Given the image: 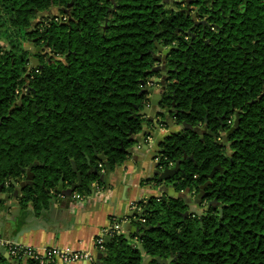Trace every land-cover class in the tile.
Returning <instances> with one entry per match:
<instances>
[{
  "label": "trees",
  "instance_id": "16d2710c",
  "mask_svg": "<svg viewBox=\"0 0 264 264\" xmlns=\"http://www.w3.org/2000/svg\"><path fill=\"white\" fill-rule=\"evenodd\" d=\"M162 1L0 0L2 192L10 196V180L23 179L22 169L33 165V186L20 192L18 203L44 212L60 177L75 180L71 162L83 180L79 192H87L92 180L86 157L104 166L94 150L111 170L121 166L133 145L130 136L146 121L137 115L148 100L143 88L160 76L152 71L157 44L169 49L162 104L173 103L176 124L205 123L218 135L237 115L228 156L210 138L201 141L184 129L158 144L166 163L191 155L196 164L181 161L186 173L199 177L184 180L177 191L186 185L197 190L201 173L220 162L223 172L207 195L222 205L221 223L216 214L184 219L181 201L152 196L138 203L151 228L104 240L93 264H159L156 257L171 253V264H264V0ZM54 8L61 17L48 16ZM24 38L50 55L39 51V64L32 65ZM25 83L29 93L17 103L15 91ZM0 264L38 262L0 256Z\"/></svg>",
  "mask_w": 264,
  "mask_h": 264
},
{
  "label": "crops",
  "instance_id": "0c3cea01",
  "mask_svg": "<svg viewBox=\"0 0 264 264\" xmlns=\"http://www.w3.org/2000/svg\"><path fill=\"white\" fill-rule=\"evenodd\" d=\"M147 128L143 134L135 136L127 160L112 170L100 184H92L95 194L88 189L81 195L82 200L67 208L65 201L57 195L51 200L48 210L39 213L33 212L30 205L22 208L14 198L7 202L2 199L0 237L33 249L59 247L96 254L94 240L105 237L104 232L111 224V219L133 225L134 215L138 214L135 208L140 207L138 203L146 202L147 197L155 194L156 189L147 182L154 161L147 165L145 160L151 155L150 151H157L159 142L169 135L168 131L176 127H160L153 130L152 134ZM0 256L8 259L7 252L1 247Z\"/></svg>",
  "mask_w": 264,
  "mask_h": 264
},
{
  "label": "flooded vegetation",
  "instance_id": "af4514ba",
  "mask_svg": "<svg viewBox=\"0 0 264 264\" xmlns=\"http://www.w3.org/2000/svg\"><path fill=\"white\" fill-rule=\"evenodd\" d=\"M28 40H29V38H28ZM38 49L40 50L39 47H38ZM42 54L45 55L44 52H42ZM36 56L33 55V56L29 57V60L32 62V57L36 58ZM36 59L37 60H34V62L36 63L35 65H38L39 64L38 58H36ZM47 60H49L48 57H47ZM165 64H166V62H165ZM165 64H164V66H165ZM32 65H33V63H32ZM157 65H161V62H157ZM168 70L169 69H167L166 67H165V69H159L158 71H160L159 72L160 76L152 78L151 81L148 84H146L145 87L143 88V90L148 93L147 104H145L144 107H150L151 102H153L152 105H154L155 109L152 111V105H151V107H150L151 110L145 116L139 115V113L143 110L144 107L140 111L137 112L138 116L144 117V119L146 120L145 122H143L142 129L138 134H141L143 132V130L147 127H148L147 129H149V130H156L160 127H165L166 129L171 127V126H174L176 128L180 127V130L184 129L185 131L195 133L196 135L199 136V139L201 141H204L206 139V137L210 138V140L217 146V150L219 152L221 151L222 155L228 156L230 154L229 151H230L231 144H233V141H231L229 138H230V135L233 133L235 127L237 126V124L234 126L235 120H237V115L236 114L234 115V119L232 121V126H231V128H233V126H234V129L230 134H227V132L230 131L231 128H229L228 130H224V126L222 127L223 124L221 125V130L218 132V135H216V133L211 132L206 127L205 123L202 125H196V126H189L185 123L176 124L172 118H170V117L168 118L167 116L163 115L162 110L167 108L165 106V104H162V96H163L164 91H165V85L163 83V86H162L161 83L158 84L155 82L156 80H160L161 82H164V78H165ZM30 71H31V69L28 66L27 71L24 73L25 77L27 75H29ZM27 85L28 84L25 83L24 87H21L20 90L15 91V93L18 95L17 101H16L17 103H20L23 96L28 95L29 88H27L28 87ZM154 85H157L159 87L157 92L153 88ZM162 87H164V89H162ZM150 90H152L151 94L149 93ZM151 95H153V96H151ZM150 97H152L151 101H149ZM14 105H15V103H13V106ZM166 110H167L168 114L171 115V113L173 111L172 102H171V107L166 109ZM184 125L188 126V129H185ZM193 130H195V131L200 130V133L198 134V133L194 132ZM173 133H176V131L174 130ZM136 135L130 136V140L133 142V145L135 143V136ZM203 146L205 147V144H203ZM160 151H161V149L158 147L157 151H156L157 153L155 152V156L152 157V160L154 161L153 166L155 165V163H159L158 167L162 171L165 167L172 169L178 164V167H177L178 173L175 174L174 176L170 177L169 179L162 181V182L158 181L157 175H155V176L152 175L153 171L155 169L152 166V172L150 174V175H152V177L147 182H150L157 191H159L158 189L160 188V191L162 192V195L160 196V198L162 200H166V201H168L169 199H178L179 201H181L182 205L185 206L184 207L185 211L183 212V218L184 219L188 218L189 216H194V217H197L199 220H201L202 218H207L209 215H215L216 214V215H219V223H221L222 205H220L215 199H211L207 195V188L212 184V181L214 180L215 175L217 173L223 172L222 168L220 167V162L214 164L209 172L201 173L200 178H202V182L197 185V188H198L197 190H195V189L191 190L188 187L189 185H186L187 187H185L184 189H182L180 191H177L176 188L181 186L183 184L184 180H186V179L190 180L188 183L191 184V183H195L196 182L195 180L199 177L197 174L190 176L191 172L186 173L181 168V161H183V160L192 161L193 166H196V164H195L193 157L191 155H189V156L184 155L182 160L176 161L175 163H172V162L166 163L164 160L161 159ZM101 162H103V161H101ZM103 164H104V162H103ZM98 165H95V164L91 165V163H90L89 169L87 170L86 175L88 176V178L89 177L92 178V180L90 179V182H89V183H91V185L92 184L96 185V184L101 183L100 177H101L102 173L104 172L105 166H102L101 164H98ZM212 171H214L213 176L210 178L209 175L211 174ZM88 178H86L87 181H89ZM203 185H207V186L203 187ZM17 187L18 186H15V187L13 186V191L10 194L11 198H13V193ZM186 188L189 189L188 193H185ZM168 189H171L170 192ZM78 192L79 191H76V194H78L80 196V198H83L81 195L83 194L84 191L79 192V193ZM173 193H178L179 197H173ZM199 193H200L201 197L197 198ZM47 195L49 197L51 196L52 198H54V196L56 197V194L54 193L53 188L50 189V191L48 192ZM139 208H140V210L136 211V213L138 212V214H141V216L136 217L134 219V221H133L134 226H138L139 223H144V222H141L139 220V219H144L141 206ZM195 209L201 211V213H198L197 211H195ZM216 211H217V213H216ZM123 223L124 222L122 221L121 224L123 225ZM200 225H201V223H200ZM122 232L128 233V232H125L123 230V228H122ZM169 258L171 259V262H170V264H171L172 261L175 260V257L171 253Z\"/></svg>",
  "mask_w": 264,
  "mask_h": 264
},
{
  "label": "water",
  "instance_id": "95a60500",
  "mask_svg": "<svg viewBox=\"0 0 264 264\" xmlns=\"http://www.w3.org/2000/svg\"><path fill=\"white\" fill-rule=\"evenodd\" d=\"M173 1L175 0H163L162 3H168V4H171ZM186 5H188L189 3V0H185L184 1ZM187 13H188V9H186ZM190 32V30L188 31ZM156 48H157V52L160 53V56L157 54V55H154L155 56V59L157 60V62H161V65H156L152 71H158L159 69H165V58H166V55L167 53L169 52V49H164L162 47H160L159 45H155ZM38 49V48H37ZM37 49L36 51L34 52V55L37 54ZM34 60H37L35 57H32V63L33 65H35L36 63L34 62ZM156 83L158 84H162L163 86V83L164 82H161V81H155ZM162 89H164V87H162ZM150 94L152 93V90H150L149 92ZM153 96V95H151ZM152 97L149 98V101H151ZM153 104V102H151V105ZM173 105V103H172ZM151 110L150 107H144L143 110L139 113V115H147L148 112ZM237 124V120H235V123H234V126ZM234 126L233 128L230 129V131L227 132V134H230L233 129H234ZM184 128L185 129H188V126L184 125ZM194 132L196 133H200V130H193ZM94 156L100 160V161H103L104 162V166H105V169H104V172L102 173L101 175V181H103L104 179H106L108 177V175L110 174V172L112 171L111 170V167L109 166L108 162H107V159L104 155H102L101 153H97L95 150H94ZM87 161V165H90V160L88 157H86ZM159 163H155V165L153 166L155 169L153 171V176L157 175L158 176V181L159 182H162V181H165L167 179H169L170 177L174 176L175 174L178 173V170H177V167H178V164L174 167V168H167L165 167L162 171L159 169L158 167ZM33 167V165H30L28 167V169H22V172L25 173V177L23 179L21 178H18L16 180H13L11 179L10 180V184L12 186H18L14 193H13V198L15 201H18V199H20L22 197L21 195V191L24 190L26 187H32L33 186V173L30 171V169ZM71 167H72V170L73 172H75L76 174V178L75 180H68L67 182L63 180V176L60 177V179L58 180V182L53 185V191L56 195L60 196V200H64L65 201V204H66V208L70 205H73L75 203H77V199H75V192L78 191V189H80L82 187V177L80 175V173H78L76 171V167H75V163L74 162H71ZM213 172H211V174L209 175V177L211 178L213 176ZM152 175H150L149 178L152 177ZM207 185H203V187H206ZM4 187L3 184H0V199H4L5 202L9 201V199H12L10 196H8L7 194L3 193L2 192V188ZM88 189L89 191L92 193V194H95V187H92L91 183H88ZM159 192L160 191V188L158 189ZM169 192L171 189H168ZM189 192V189L186 188L185 189V193H188ZM85 194V193H84ZM97 194V193H96ZM173 197H179V194L178 193H173ZM201 195L199 193V195L197 196V198H200ZM54 199L50 196V203H51V200ZM15 208H19V207H15ZM29 209V208H28ZM32 209V208H31ZM33 211V210H32ZM141 214H136L134 215V217H140ZM122 228L125 232H130V233H140V235L142 233H144L147 229L151 228V226H145L143 223H139L138 226H134V225H131L127 222H124L123 225H122ZM109 238L108 237H105V241H108ZM99 260V254L97 253L96 254V261ZM156 261L159 263V264H170L171 262V259L168 258V259H160L159 257H156Z\"/></svg>",
  "mask_w": 264,
  "mask_h": 264
},
{
  "label": "built area",
  "instance_id": "2783aa9c",
  "mask_svg": "<svg viewBox=\"0 0 264 264\" xmlns=\"http://www.w3.org/2000/svg\"><path fill=\"white\" fill-rule=\"evenodd\" d=\"M77 201L82 200L80 196H74ZM136 211L140 208L136 207ZM144 222V219H139ZM125 222V221H123ZM122 232L121 221L111 219V224L105 230L104 236H114ZM104 237L100 236L94 240V248L101 250L103 248ZM0 247L5 248L7 255L17 260L25 261L27 259H34L38 264H48L50 262L56 264H69L73 262H83L84 264H93L95 261V255L87 251L72 250L70 248L48 247L41 249H33L31 247H25L16 243L5 241L0 237Z\"/></svg>",
  "mask_w": 264,
  "mask_h": 264
},
{
  "label": "rangeland",
  "instance_id": "374dc122",
  "mask_svg": "<svg viewBox=\"0 0 264 264\" xmlns=\"http://www.w3.org/2000/svg\"><path fill=\"white\" fill-rule=\"evenodd\" d=\"M184 7H185V9H186V5L184 4ZM42 16V17H41ZM38 15V17H41L42 19H44V17L46 16L45 15V13L44 14H42V15ZM48 16H51V17H56V16H58V17H61V14H60V12L58 11V9H56V8H54V9H52L51 10V12H50V14L48 15ZM62 19H63V17H62ZM64 20V19H63ZM3 45H5V42H4V40H2V39H0V46H3ZM21 45H22V47L27 51V54H28V56H33L34 54V51H36L34 48V45H33V43L32 42H30V41H26L25 40V38L24 39H22L21 40ZM39 51H44V53H45V55L46 56H48V55H50V51L47 49V48H45V50H39V49H37V53L39 52ZM42 53V52H41ZM51 58L54 60V59H59V57H56V56H54V55H52L51 56ZM160 79V78H159ZM158 81V80H157ZM160 81V80H159ZM150 82V81H149ZM149 82H147V84L149 83ZM153 88H154V90L157 92L158 91V89H159V87L157 86V85H154L153 86ZM147 104V103H146ZM150 107H151V105H150ZM155 109V107H154V105H152V111ZM166 109H168V108H166ZM166 109H164V110H162L163 111V115H165V116H167L168 118L170 117L171 118V116L168 114V112H167V110ZM144 118V117H143ZM233 118H234V116H233ZM173 128L172 129H170V131H168V134L170 135V134H173ZM175 131L176 132H178V131H180V127H178V128H175ZM152 132H154L153 130H150L149 131V133L150 134H152ZM142 134H143V132H142ZM150 153H151V155H149L147 158H146V160H145V164H149L151 161H152V157L153 156H155V152H152V151H150ZM162 195V192H159V191H155V194H154V197H156L155 198V201H157L156 199L157 198H160V196ZM147 199H148V197H147ZM146 199V200H147ZM145 200V201H146ZM195 211H197L198 213H201V211H199V210H197V209H195ZM125 234V237H127L128 238V233H124ZM131 242H134V243H137V245H138V241L134 238V239H131L130 240ZM150 260V258H146L145 257V259H144V261L145 262H148Z\"/></svg>",
  "mask_w": 264,
  "mask_h": 264
},
{
  "label": "bare ground",
  "instance_id": "6f19581e",
  "mask_svg": "<svg viewBox=\"0 0 264 264\" xmlns=\"http://www.w3.org/2000/svg\"><path fill=\"white\" fill-rule=\"evenodd\" d=\"M25 177V176H24ZM74 195H78V194H76V192H75V194ZM58 196V195H57ZM79 196V195H78ZM78 202V201H77ZM121 221V220H120ZM121 223H122V221H121ZM106 237H108V236H106ZM109 238V237H108ZM104 240H105V237H104ZM96 251H98V250H96ZM95 255V254H94Z\"/></svg>",
  "mask_w": 264,
  "mask_h": 264
}]
</instances>
